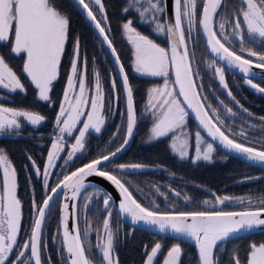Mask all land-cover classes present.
Listing matches in <instances>:
<instances>
[{
    "label": "snow or ice",
    "instance_id": "obj_1",
    "mask_svg": "<svg viewBox=\"0 0 264 264\" xmlns=\"http://www.w3.org/2000/svg\"><path fill=\"white\" fill-rule=\"evenodd\" d=\"M129 7L123 9L128 12L134 7L139 18L144 23L154 24V32L162 34L168 41V47H162L148 35H143L133 26L132 19L122 24L128 41L132 45V66L136 73L155 77H163V85L148 89L147 110L154 117L151 128L153 139L172 135L173 142L170 147L180 158L189 157L188 140L181 138L185 127L186 118L190 109L206 130L212 141H218L223 149L237 156L243 157L253 165L264 168V137H256L254 132L256 125L251 124L247 129L243 126L239 132L226 134L223 130L225 120L217 114L218 109L211 103H205L208 99L202 96L203 86L197 84L200 72L194 67L196 63L195 53L189 51V43H197L196 36L202 30L206 38L207 48L218 57L217 60L207 62L209 69L214 67L215 76L220 85L228 89L225 81L223 66H216L219 61H224L229 67L239 70L249 76L253 67L264 71V52L247 47L251 43L257 48L264 46V0H236L231 6L225 4V0H172L171 15H166L167 0H128ZM78 6H82L87 17L94 23L99 35L111 50V55L118 66L119 77L126 98V134L123 143L108 154L99 155L82 167L74 171H68L57 175L54 186L49 177L53 175L51 169L57 166V160L62 151H67L65 164L72 161L78 153L86 147V137L91 131L100 133L106 123V112L112 111L113 100L118 102V90L115 77L111 80L112 96L106 94L102 83L101 74L94 73V85L90 88L87 82V66L81 60V45L79 36L74 40L73 56L70 61V69L63 89V97L60 101L59 111L55 116V134L51 137L52 143L47 153V160L43 168V187L50 188V192L44 196L42 203L32 200V223L30 231L26 230L27 238L21 245L18 237L22 227L23 213L22 202L18 198V174L12 161L4 148H0V264H45L44 253L47 245L42 242L44 225L47 215L51 212L56 198L63 193L60 205V228H62V243L58 250L64 260V264H97V257L93 251L100 253L99 264H114L115 241L117 232L110 226L112 214L111 194L103 196V209L106 215L102 218V228L97 229L96 244L88 243L90 222L81 231L78 227V204L76 198L85 188V178L97 175L110 181L119 190V213L126 214L133 224L143 222L152 226L159 232L170 230L176 234H182L195 242L198 250L199 264H221V257L217 249L223 252L224 242L234 234L250 232L264 227V194L254 199L248 197H229L216 195L213 200H204L205 205H226L235 200L240 205V210H224L213 207L210 210H164L161 211L154 200L150 206H145L133 195L118 174L107 169V165L128 144L133 136L137 124L134 106V88L126 74L125 67L121 63L113 41L107 35L106 28L102 26L107 21L98 19L92 7L99 6V13L105 11L102 0H74ZM222 8L227 16H221L218 24L219 33L215 30L216 17ZM231 20L230 33H226V25ZM69 18L55 3V0H0V42L11 43V53L24 54L23 72L30 78L37 90V99L48 102L53 82L58 78V69L62 55L65 52L66 42L69 36ZM14 32V39L13 37ZM230 37L239 41V52L233 50L234 42ZM250 38V39H249ZM227 45V46H226ZM247 53L249 59L243 58ZM256 58V61L251 59ZM170 73H174L175 80L169 81ZM254 75V74H253ZM246 82L255 90L264 93V87L253 83L252 79ZM178 86V92L176 87ZM0 87L11 92H24L25 85L21 82L17 73L0 55ZM78 89V90H77ZM228 96L235 100L231 90ZM182 97V99H180ZM223 104V101H220ZM237 103H239L237 101ZM228 113H233L232 108L224 105ZM244 113L252 116L247 108ZM210 110V111H209ZM124 114V113H122ZM259 131L264 132V116L258 118ZM46 117L34 110H24L16 107L0 104V133H19L24 123L35 126L40 125ZM82 124V127L79 125ZM120 127V126H118ZM75 135V142L67 145L65 134L69 137ZM229 131H232L229 125ZM117 133H113L116 137ZM237 136L243 139L238 142ZM195 158L197 160L211 161L216 151L214 144L202 137L200 131L195 133ZM179 140V143H177ZM248 142V143H245ZM260 147H256L255 143ZM251 145V146H249ZM32 161L37 175L35 160ZM142 164H119L116 166L121 172L126 169H139ZM105 168L106 170H101ZM62 175V178H59ZM260 177H247L246 179H259ZM142 191V189H138ZM99 189L94 193L100 194ZM167 198V194L160 192ZM176 197L181 192L172 189ZM70 193V195H69ZM89 193L84 197L85 207L91 202L94 195ZM185 202L190 200L184 194ZM247 200V203H245ZM99 211V209H98ZM69 213H71V228L69 227ZM162 249V244L156 242L150 251L145 245L146 258L144 264H155V258ZM30 253V254H29ZM183 250L179 243L173 244L164 255L162 264H180ZM15 257L14 259L12 257ZM27 257V258H25ZM232 264H242L237 251L229 256ZM47 264H51L49 258ZM118 264V262H116ZM246 264H264V242L249 244L246 256Z\"/></svg>",
    "mask_w": 264,
    "mask_h": 264
},
{
    "label": "trees",
    "instance_id": "obj_2",
    "mask_svg": "<svg viewBox=\"0 0 264 264\" xmlns=\"http://www.w3.org/2000/svg\"><path fill=\"white\" fill-rule=\"evenodd\" d=\"M126 0H102V3L105 7V16L107 17V24L109 28V38L113 41V46L116 48L117 53L120 57L121 63L125 67L126 74L129 77L130 83L134 88V106L135 111L139 112L143 110V106L146 101L147 90L154 84L159 82V79L153 77H146L139 74H136L132 68V51L129 44L124 40L122 35V23L126 22L129 17H132V13L124 12L123 9L126 7ZM55 3L58 5L59 9L68 16L69 24V36L65 46V52L62 55L61 64L58 69V78L53 82V87L50 92V100L48 102L39 101L36 97L35 88L32 83L28 80L27 76L23 72V63H24V54L15 55L11 53V43L10 42H0V55H3L6 59V62L13 68L17 73L18 77L21 79V82L25 85V91L23 93L16 92L11 94V96L5 100H2L5 105L10 107H16L26 110L39 111L40 114L46 117V120L43 123L32 130L28 125L27 128H24L26 136L23 137H1L0 136V148H4L10 160L12 161L14 167L17 170L18 174V198L22 202V213L23 221L21 231L18 237L19 243L22 244L23 241L27 238L25 231H30V226L32 223V209L31 204L32 200L35 199L38 203H41L44 194L43 188L35 179L31 162L28 159L29 156L35 160L36 164L39 167H42L44 156L49 146V141L45 137L46 134L50 132L52 123L55 120V116L58 110L60 93L62 88V93L64 89V83L70 68V61L73 56V46L74 40L77 36L80 39L81 45V60L82 63H86L87 70L95 69L101 74L102 80L105 81L106 86L108 87L109 96L111 97V91L109 89L110 78L115 77L118 90V106L117 110L125 112V105L123 100V95L121 92L120 84L118 78L113 69L112 63L108 58L106 52L104 51L102 45L98 41L94 32L91 30L83 16L77 10L75 5L71 0H55ZM96 13V12H95ZM96 15L102 18L99 14ZM97 17V18H98ZM103 25V24H102ZM134 27L140 30L142 33L148 36H152L155 41L163 47H166L165 36L161 38H156L149 33L148 28L142 27V24L134 23ZM104 26V25H103ZM14 39V32L13 37ZM197 44L193 46V52L195 53V66L201 70V64L204 60L211 59V56L207 52L203 42L201 40L200 34L197 35ZM89 78L92 76L90 74ZM3 92V91H0ZM1 95V94H0ZM1 99L3 97L1 96ZM125 116V114H123ZM194 126L193 123H191ZM149 124L147 122L141 123L137 126V134L140 133L144 137L147 135ZM29 132H36L41 137L31 139ZM158 145H161V153L159 157L166 159L174 157L170 155L169 148L165 143V139L161 140ZM132 148L128 151L129 156L124 155L122 158H126L122 163H134L144 158L140 159L139 156L142 152V149L138 146L135 147L134 144ZM220 151V150H219ZM226 158L231 160L234 171L241 172L239 176H254L260 175V178L250 182H244L242 184H234L232 181L233 178L224 175L225 172L229 170V164L226 166H220L217 168V171L214 173L215 169H211V181L209 186L219 185L221 178L225 179L227 183H230L231 186L225 191L218 193L225 195H244V194H253L256 197L264 194V171L257 169L253 166L247 165L240 160L233 158L223 152ZM143 157V156H142ZM95 157L90 158L92 160ZM85 162V161H84ZM82 164H73L71 169ZM226 169V171H225ZM236 179V178H235ZM40 182V180L38 179ZM224 181V182H225ZM50 189L48 190V192ZM233 191V192H232ZM47 192V194H48ZM232 192V193H231ZM46 194V195H47ZM204 195H200V198H203ZM58 206L59 199L54 203L51 212L47 215V219L44 225V231L42 236V242L46 243L47 248L44 253L45 264H47L48 259H51V264H64V260L58 251L60 246V237H59V218H58ZM102 206L100 203L95 207L93 206L92 211L87 213L86 220L90 222V232L89 242L94 245L95 234L97 229L102 226V218L104 212L102 211ZM240 206H227L223 208L224 210L238 209ZM99 209V211H98ZM184 211L189 210H206L198 208L197 204L194 203L189 209H183ZM115 216V221H119L118 216L113 212V218ZM117 219V220H116ZM120 222V221H119ZM121 223V222H120ZM111 226H114V221H111ZM122 224V223H121ZM115 225L118 226V223ZM121 233L119 234V239L115 243L114 255L118 264H144L146 258L145 245H147V251L151 250V247L156 243L160 242L162 244V249L158 256L155 258V264H162L164 255L167 253L168 249L176 243L181 245L183 250V255L181 257L180 264H197L196 255L194 247L169 237L157 235L151 232L144 230L134 229L127 224L123 223L121 226ZM252 242L260 243L264 242V232L241 236L227 242H224V251L221 252L219 248L217 253L221 257V264H232L229 260L230 253L237 251L239 258L242 261V264H246V256L248 252L249 244ZM94 251V249H93ZM14 258V256L12 257ZM99 262V261H98ZM10 264V261H9ZM99 264V263H98Z\"/></svg>",
    "mask_w": 264,
    "mask_h": 264
},
{
    "label": "flooded vegetation",
    "instance_id": "obj_3",
    "mask_svg": "<svg viewBox=\"0 0 264 264\" xmlns=\"http://www.w3.org/2000/svg\"><path fill=\"white\" fill-rule=\"evenodd\" d=\"M234 3H236V0H225V4L227 6H231ZM222 15L227 16V13L224 11L223 8L221 10V13L215 18L217 23L215 24L214 27L218 33H219L218 24L220 21V17ZM98 19H100V17H98ZM128 19H132L134 23L136 22L138 24H141L133 13H132V17H129ZM230 29H231V20H229V23L226 25V29H225L226 33H230ZM149 33L152 34L150 31ZM193 35L196 36L195 32L193 33ZM230 38L234 42L233 50H236L237 54H241L239 52V41L235 37H230ZM196 40H197V36H196ZM165 42H166V37H165ZM190 44L191 43H189V45ZM247 47H252L254 48V50L264 52V46L257 48L255 45L249 43L247 44ZM243 57L246 59L250 58L246 52L243 53ZM251 59L254 62H257L256 58L251 57ZM209 60L211 61L214 59L211 57V59ZM195 64L194 67L197 68ZM217 66H222V65L217 64ZM223 68L225 70L224 75H225V81L228 85V89L224 88L222 90L219 89V84L216 79L208 81L207 79H205V76L203 75V73H201L199 68H197L200 72V78L197 80V84L203 86V91L201 95L206 96L208 98L205 101V103L206 104L211 103L213 107H216L218 109L217 114L220 116L221 119L225 120L226 122L223 130H225L226 134L230 135V137L233 131L239 132L242 126L245 129H247L251 124L256 125V130L254 132V135L256 137H264V132L259 131L260 122L258 119L259 117L264 116V93H260L257 90L253 89L246 82V80L249 78H245L241 75H238L226 69L225 67ZM87 76H88L87 82L89 84V87L91 88L94 85V80L92 76H91L92 79H89V75ZM252 80L253 83L259 85L260 87H264V81L256 80V79H252ZM102 83L104 85L106 94L109 96L108 87L105 85V82ZM109 89L111 91V82H109ZM228 90H231L233 96L235 97V100H233L228 96L227 94ZM61 99H62V88L60 93L59 104ZM113 101L116 104V109L110 112H106V123L102 127L101 132L96 133L94 131H91L90 134L87 135L85 149L82 150V152L78 153L77 156L74 157L72 161H69L67 164H65L64 162V165H68V166L63 170L65 172L62 173H66L68 171H72L73 169H75L76 167L71 169L73 164H79L82 162V164L78 165L81 166L91 161L90 158L92 157L97 158L99 155L108 154L110 151H115V149L119 147L121 143H123V137L126 134V113L124 112L125 114L124 116L122 114L123 113L122 111H118L117 110L118 102L116 100ZM220 101H223L224 103L221 104ZM237 101L239 103H237ZM216 102L218 106H216ZM224 105H227L228 107L230 106V108H232L233 110V113L231 114L228 113ZM241 105L243 106V108H247L249 112L252 113V116H249L247 113H244L243 109L241 108ZM236 108H240V110H237ZM135 113L137 117V124L135 126V132L132 142L124 153H122L120 156H118L116 159H114L107 165V169L112 170L114 174H118L120 176L122 182H124L126 186L129 187L130 191H132L133 195L138 199L139 202H141L145 206H150V202L154 200L155 203L159 206L161 211L171 210V209L184 211L183 209H189V207L192 206L194 203L197 204L198 208L200 207V209H206V210H210L213 207L225 208L227 206H240L234 200L226 205H220V206H215L214 204L211 203L205 205L202 203L206 199L214 201L215 196L218 195L219 192L225 191L229 189L231 186V184L227 183L226 182L227 180L225 181V179L223 178H221L220 180V182L222 183L219 184L218 186L213 184L209 186V182L212 179L211 169H215L213 171L215 173L217 171V168L219 167L218 165L226 166L227 164H229L228 167L229 170L225 172L224 175L233 178L234 180L232 181V183L236 185L244 183L245 181L244 179L249 176L238 177V175H240L241 172L234 171L235 167H233V165L231 164V160L226 158L224 154L220 153L221 150L215 145L214 147L216 151L211 161L197 160L196 162H193L196 155L194 136L196 131L199 130L196 128L195 125L194 126L191 125L193 121L191 120L189 115L186 118L185 127L183 129V133H186V135L181 134V136L184 139L188 140V145H189L188 150L190 155L189 157L186 158H180L179 155L174 153L170 147V144L173 141L172 135L170 134L169 136L166 137L153 139L151 134V128H152L151 118L149 116H145L143 111H139V112L135 111ZM143 122H147L149 124L147 135H145L144 137L140 133L141 130L137 134V126L141 125V123ZM229 125L231 126L232 131L228 130ZM79 126L81 127L82 125L80 124ZM53 133H48L49 144L52 142L51 137L54 135ZM113 133H117V136L113 137ZM77 134L78 131L74 130V135L71 136L72 138L69 137L70 139L67 138L68 135L65 134L66 144L70 145L74 143L75 135ZM202 137L205 140L210 141L203 134ZM236 138L238 142L243 139L240 136H237ZM164 139L166 145L169 148L170 155L175 156V158L170 157L163 159L159 157V154L161 153V145L158 144L160 143L161 140ZM245 143L248 142L245 141ZM133 144L135 147L138 146L139 148L142 149V152L140 153L142 155L139 156V158L140 159L144 158V159L134 163H122L123 160H126V158H122V157L124 155L129 156L127 154L128 151L132 148L131 146ZM255 146L259 148L260 144L257 142L255 143ZM62 155H63L62 158L64 157L66 158L67 151H62ZM119 164H142L144 165V167L139 169H126L123 172H121L118 168H116V166ZM36 166L37 168L40 169V173L42 175L43 165L42 167H39L38 164H36ZM101 170H106V169L102 168ZM52 177L53 176H51V178ZM59 178H62V175ZM54 180L55 179H53V181ZM157 188H159L160 192L166 193L167 198L163 195H160L159 192L156 191ZM138 189H142V191ZM172 189L181 192V196L176 197ZM96 190L97 188H93V187L87 188L82 192L81 195H84L86 192L89 193L96 192ZM104 194L105 193L103 191H100L99 195L104 196ZM184 194H187L190 197V200L188 202L184 201L183 199ZM200 195H204L203 198H200L199 197ZM219 196L223 197L225 196V194L220 193ZM97 197L98 195H94L92 197L93 203L94 201H96L95 199H97ZM229 197H242V195H229ZM99 203L103 205V199H101V201H99L98 204ZM77 204H78V221H77L78 227L80 228L81 231H83L87 227V225L85 224L86 207H85V203H83V212L81 216L80 215L81 200L77 201ZM111 207H112L111 221H114L115 224L118 223V226L121 228L123 222L119 218L118 219L122 224L117 219H116L117 221H115V216L113 218V212H115V210L112 204ZM104 215H106V213H104ZM87 242H89V237Z\"/></svg>",
    "mask_w": 264,
    "mask_h": 264
},
{
    "label": "water",
    "instance_id": "obj_4",
    "mask_svg": "<svg viewBox=\"0 0 264 264\" xmlns=\"http://www.w3.org/2000/svg\"><path fill=\"white\" fill-rule=\"evenodd\" d=\"M71 2L75 5V7L77 8V10L80 12V14L83 16V18L85 19V21L87 22V24L89 25V27L91 28V30L94 32L95 36L97 37L98 41L100 42V44L102 45L104 51L106 52L108 58L110 59L111 63H112V66H113V69L115 71V74L118 78V81H119V84H120V88H121V91H122V95H123V100H124V105H125V113H126V98H125V94H124V91H123V88H122V81H121V78L119 77V72H118V66L115 64V59L112 57L111 55V50L108 48L107 44L104 42L103 40V37H101L99 35V30L95 28L94 26V23L90 20V18L87 17V14L86 12L83 10L82 6H78L76 3H74V0H71ZM167 5H168V8H167V12H166V15H171V10H172V0H167ZM200 34V37H201V40L203 42V45L205 46L207 52L209 53V55L214 59V60H217L218 61V57H215L211 52L210 50L207 48V44H206V38L204 37L203 35V32L202 30L199 32ZM108 35V34H107ZM166 46L168 47V41L166 39ZM244 58V57H243ZM246 59V58H245ZM255 63V62H254ZM218 64L222 65L223 67H225L226 69L238 74V75H241L245 78H251V79H256V80H261V81H264V71L260 70V69H257L255 67H253L252 69V73L254 74H250L249 76H245L244 73H242L239 68H235V67H229L226 62L224 61H219ZM171 74V79L172 81L175 80V76H174V73H170ZM176 91L178 92V86L176 87ZM182 99V97L180 98ZM189 112V116L191 118V120L193 121L194 125L196 126V128L207 138L209 139L215 146H217L221 151H223L224 153L228 154L229 156L233 157V158H236L240 161H242L243 163L247 164V165H250V166H253L257 169H260V170H263L264 171V168L260 167V166H257V165H253L251 164L250 162L246 161L243 157H240V156H237L235 153H231L229 152L228 150L226 149H223L222 146L219 145L218 141H212L211 140V137L208 136L206 130H204L202 128V126L199 124V122L197 121L196 117H195V114L189 109L188 110ZM134 132H135V128H134ZM133 136H134V133H133ZM133 136L129 139V142L128 144L126 145V147L120 152L117 154V156L115 158L112 159V161L114 159H116L118 156H120L122 153H124L127 148L130 146L131 142H132V139H133ZM90 162V161H89ZM87 162V163H89ZM84 165V164H83ZM83 165L81 166H78V167H82ZM76 167V168H78ZM75 168V169H76ZM75 169H73L72 171H74ZM97 188L101 191H103L104 193H109L111 194V204L112 206L114 207V210L118 216V218L125 224H127L128 226L134 228V229H139V230H144V231H147V232H151V233H154V234H157V235H161V236H165V237H169V238H172V239H175V240H178V241H182V242H185L191 246L194 247V250H195V255H196V260H197V264H199V257H198V250L195 246V242L190 239L189 237L185 236V235H182V234H176L174 232H171L170 230H166L165 232H159L157 229H155L154 227L152 226H148V225H145L143 222H138L137 224H133L131 222V219L129 217H127L126 214H120L119 213V200H120V194H119V190L115 188V186L110 182L108 181L107 179L103 178V177H100V176H97V175H90L88 177L85 178V188L84 189H81V193L87 189V188ZM50 192V191H49ZM70 195V193H69ZM80 195L77 196L76 198V202L78 200V197ZM60 204H59V209H58V218H59V224H58V230H59V237H60V246H61V243H62V228H60V205L62 202H68L71 204V201H65L63 199V193L60 194ZM57 197L56 200L59 198ZM42 203V202H41ZM231 210H240L239 209H231ZM44 227V226H43ZM69 227L71 228V213H69ZM261 232H264V227H260V228H257L253 231H250V232H241V233H238V234H234L232 236H230L228 238L227 241L229 240H232V239H235V238H238V237H241V236H246V235H251V234H256V233H261ZM225 241V242H227ZM30 254V253H29ZM117 261H115V264H116Z\"/></svg>",
    "mask_w": 264,
    "mask_h": 264
},
{
    "label": "rangeland",
    "instance_id": "obj_5",
    "mask_svg": "<svg viewBox=\"0 0 264 264\" xmlns=\"http://www.w3.org/2000/svg\"><path fill=\"white\" fill-rule=\"evenodd\" d=\"M144 2V0H141V3H143ZM125 3H126V7H129V2H128V0H126L125 1ZM92 7H93V9H94V11L97 13V14H99L102 18H100L101 20H103V18H104V16H105V11H104V13L103 14H101V13H99V11H98V7L99 6H97V5H95V4H93L92 5ZM105 8V7H104ZM130 13H133L134 15H135V17L138 19V21L141 23V24H143L142 25V27H147L148 29H149V31L152 33V35L154 36V37H156V38H161L162 36H164V35H162V34H157L156 32H154V24H151V23H144V22H142L141 20H140V18H139V15H138V12L135 10V8L134 7H130ZM127 20H129V19H127ZM126 20V21H127ZM123 24V23H122ZM104 25V27L107 29V31H108V33H109V28H108V24H107V21L103 24ZM134 26V25H133ZM138 30V29H137ZM139 32H141L140 30H138ZM141 34H143V35H145L144 33H142L141 32ZM196 34V36L197 35H199V34H197V33H195ZM122 35H123V38H124V40L129 44V46L131 47V51H132V45H131V43L128 41V39H127V35L125 34V32H124V30H123V28H122ZM149 38H151V39H153L152 38V36H149ZM154 41H155V39H153ZM156 42V41H155ZM198 42V41H197ZM157 43V42H156ZM197 44V43H196ZM195 44V45H196ZM193 46L194 45H192V44H190L188 47H189V49H190V51L191 52H193ZM163 47V46H162ZM166 48V47H165ZM25 59V58H24ZM210 60H204L203 61V63L201 64V73H203V75L205 76V79H207L208 81H211V80H214V79H216L217 80V82H218V84H219V89L220 90H222V89H224V87L222 86V85H220V83H219V79H218V77L217 76H215V74H214V71H215V69H214V67L212 68V69H209L208 68V66H207V62H209ZM131 65H132V63H131ZM217 66V65H216ZM132 68H133V66H132ZM70 69V68H69ZM133 70H134V68H133ZM69 71V70H68ZM95 72H98L97 70H93L92 68L91 69H88L87 70V75L88 74H90V75H92V78L94 77V73ZM134 72H135V70H134ZM136 73V72H135ZM25 74V73H24ZM136 74H139V73H136ZM26 75V74H25ZM139 75H142V74H139ZM27 76V75H26ZM142 76H146V77H153V78H156V79H159V82L157 83V84H154V85H152L150 88H152V87H155V86H159V85H163V83H164V78L163 77H155V76H149V75H142ZM28 78V77H27ZM67 78V77H66ZM91 77L89 78V79H92ZM28 80L30 81V79L28 78ZM94 80V79H93ZM111 78H110V81L109 82H111ZM169 81H170V86H171V82H172V79H171V74L169 75ZM31 82V81H30ZM102 82H105L104 80H102ZM33 85V84H32ZM65 85H66V80H65V83H64V87H65ZM106 85V84H105ZM34 86V85H33ZM35 88V87H34ZM149 88V89H150ZM78 90V89H77ZM0 91H3V92H0V104H3V105H5V103H3L2 102V100H5V99H7V98H9L10 96H11V94H13V93H16V92H20V91H16V92H11V91H9V90H6V89H3L2 87H0ZM35 92H36V97H37V90L35 89ZM20 93H23V92H20ZM147 93H148V90H147ZM228 93V92H227ZM10 95V96H9ZM1 96L3 97V99H1ZM62 97H63V93H62ZM219 103V102H218ZM60 105V104H59ZM5 106H7V105H5ZM216 106H218V104H217V102H216ZM230 107V106H229ZM59 108V107H58ZM19 109H21V108H19ZM116 109V104H115V102L113 101V105H112V110H115ZM237 110H240V108H236ZM24 110H26V109H24ZM57 111H59V109L57 110ZM141 111H143L144 112V115L145 116H149L150 118H151V126L153 125V122H154V117L148 112V110H147V95H146V101H145V104H144V106H143V110H141ZM55 121V120H54ZM43 123V122H42ZM41 123V124H42ZM40 124V125H41ZM40 125H38V126H40ZM82 125V124H81ZM27 123H24V126H23V128H22V130L19 132V133H16V132H11V133H0V136L1 137H5V136H9V137H23V135L24 136H26V130L24 129V128H27ZM38 126H35V128H33L32 126H30L31 128H32V130H34V129H36V127H38ZM82 127V126H81ZM25 130V131H24ZM54 132V133H53ZM55 132H56V130H55V127H54V122L52 123V126H51V129H50V132L49 133H53V134H55ZM29 134H30V137H31V139H36V138H40L42 135H41V133H40V135L39 134H37L36 132H29ZM47 139H48V134H46V136H45ZM67 138H69V136L67 137ZM70 138H72V137H70ZM69 138V139H70ZM181 138H183L182 136H181ZM184 139V138H183ZM49 141V140H48ZM173 142V141H172ZM52 143V142H51ZM51 143L49 144V147H48V149H47V152H46V154H45V157H44V161H43V168H44V164L46 163V160H47V153H48V150H49V148H50V146H51ZM177 143H179V140H177ZM69 145V144H68ZM175 153V152H174ZM177 154V153H176ZM63 155H62V153H61V157H62ZM65 158V157H64ZM64 158H59L58 160H57V166H55L54 168H52L51 169V171H52V173H53V175H51V176H53L52 178H51V176L49 177V180H51L50 181V183L52 184V186H54V184H55V182L57 181V175L56 174H62V172H65V171H63L68 165H64V162H65V159ZM30 162H31V160H30ZM31 166H32V162H31ZM57 170V171H56ZM32 172H33V175H34V177H35V179L37 180V182L41 185V187L43 188V194H44V196L47 194V192H48V190L50 189H45L44 187H43V175H41V173H40V176L42 177H40L39 175H37V171H36V168H33V166H32ZM249 177H260V175H252V176H249ZM0 178H2V172H0ZM38 178H39V180H40V182L38 181ZM247 178V177H246ZM244 179L245 181L244 182H250V181H253V180H257V179H251V180H249V179ZM53 179H55L54 181H53ZM49 193V192H48ZM93 194L95 193V192H92ZM82 194V193H81ZM80 194V196L78 197V200L77 201H79V200H81V209H80V215L82 216V212H83V203H85V201H84V197H86L88 194H89V192H86L84 195H81ZM95 195V194H94ZM93 195V196H94ZM92 196V197H93ZM226 196V195H225ZM229 196V195H228ZM248 196H251V197H253L254 199H256V198H259V197H256V196H254L253 194H244V195H242V197H248ZM59 199V204H60V197L58 198ZM101 199H103V196H101V195H98V197H97V199H95L96 201H94V203L92 202V198H91V202L89 203V204H91V205H89L88 204V206L86 207V213H85V215L87 216V213L90 211H92V208H93V206H97L98 205V202L99 201H101ZM57 201V200H56ZM55 201V202H56ZM235 201V200H234ZM245 203H247V200H245ZM58 209H59V206H58ZM102 209H103V206H102ZM78 223V222H77ZM110 223H111V217H110ZM111 226V225H110ZM88 227V226H87ZM112 227V226H111ZM101 228H102V226H101ZM113 228V230L114 231H116L117 232V236H118V238H117V240L115 241V243H117V241H118V239H119V234L121 233V228L119 227V226H117V225H115L114 224V226L112 227ZM89 234L91 235L92 233L90 232V230H89ZM96 235H97V233L95 234V238H94V245L96 244ZM88 237H89V235H88ZM23 244V243H22ZM21 244V245H22ZM94 253H95V255H96V257H97V264L99 263L98 261H99V257H100V253H99V251L98 250H96V249H94ZM113 257H114V264H115V261H117L116 260V257H115V255L113 254ZM15 258V257H14ZM13 258V259H14ZM25 258H27V257H25ZM163 261V260H162Z\"/></svg>",
    "mask_w": 264,
    "mask_h": 264
},
{
    "label": "crops",
    "instance_id": "obj_6",
    "mask_svg": "<svg viewBox=\"0 0 264 264\" xmlns=\"http://www.w3.org/2000/svg\"><path fill=\"white\" fill-rule=\"evenodd\" d=\"M30 79V78H29ZM35 87V86H34Z\"/></svg>",
    "mask_w": 264,
    "mask_h": 264
}]
</instances>
